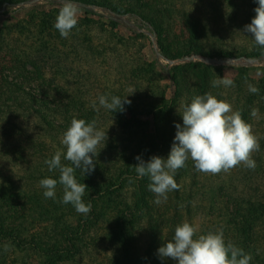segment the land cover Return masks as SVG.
Returning <instances> with one entry per match:
<instances>
[{
  "label": "rangeland",
  "instance_id": "1",
  "mask_svg": "<svg viewBox=\"0 0 264 264\" xmlns=\"http://www.w3.org/2000/svg\"><path fill=\"white\" fill-rule=\"evenodd\" d=\"M238 1V8L231 12V4L226 10L227 3L219 2L218 4L215 0H165L159 7L168 10L167 17L163 15V12L155 17L154 12L151 17L156 31H152L146 22L137 21L132 15L119 14L106 8L93 6L94 11L103 13L102 16H97L88 13L90 11L85 10L82 4L75 2L78 5V24L67 38H62L54 27L58 11L63 6L64 1L62 0H57L54 4L44 0H29L13 7H1L0 29L4 33L2 46H12L11 48L16 51L25 50L22 38L19 36H27V31L22 29L28 28L35 34V37L44 38L46 46L49 47L47 52L50 57H42V60L35 65L34 57L18 59L13 54H2L6 58L8 56L7 61L14 63L12 67H7L2 71L3 81H7L14 90L15 86L24 89L29 96L27 98L20 97V101L15 100L18 104H22L21 107L27 112L25 117L19 115L20 122L18 124L21 127L14 124L16 115L13 116L11 108L4 109L0 114V127L10 132L11 136H8V140L11 139L14 147L17 148L16 151L4 150L0 155V180H12L14 177L17 179V176L20 177L22 172L33 173L29 168L33 161L40 162L42 158L50 159L55 151L61 150L60 141L69 124L62 123L64 129L58 130L56 134L50 132V139L45 140V136L38 135L44 133H41L37 127L44 132L46 122L40 121L32 112L34 109L43 115L39 108L40 105L65 106L69 104L75 113L73 118L85 119L87 122L95 119L97 127L107 133L108 139L116 130H119L118 135L124 134L125 126L122 123L120 111L111 112L99 107L97 98L100 95H107L110 98L120 94L126 97L130 94L129 89H134L136 91L127 97L131 101L129 105L133 106L140 116L142 115L141 118L147 116L154 106V102H159L162 91L169 86V80L157 72L155 58L168 67V71L175 78V84L182 92L178 90L177 98L173 102L181 125L183 121L179 115L182 110L180 105L186 97H189L188 94L192 95L196 92L198 95H203L211 92L218 99L226 100L232 106L235 100L240 102L244 93L241 92V89L247 91L248 84L254 85L264 80V58L258 62L249 56L254 49L259 47L254 45L251 34L244 32V27L247 25L244 23H251L255 16L254 9L258 5L255 0ZM109 2L112 3V8L116 7L117 9L130 8L131 6L136 8L140 4L147 3L155 8L156 4L154 2L153 5V0H109ZM29 10L34 11V15L27 14ZM151 10L153 9H150L148 13ZM182 12L190 13L194 16L192 18L201 21L209 32L207 29L203 30V33L207 32L206 37L200 40L201 46L197 52H191L190 55L182 58L165 59L162 47L170 48L171 56L176 53V47H170L169 43H171L170 38L177 31V24L185 23V20L179 19ZM215 51L226 52L233 56L220 61L214 57ZM16 61L18 62L15 63ZM37 69L40 75L37 73ZM217 75L221 78L227 76L232 79L235 86L212 88L210 82L217 79ZM172 88H175L174 84ZM184 89L188 94L183 92ZM9 98L10 95L6 93L4 100H9ZM168 98V93H165V99L168 100ZM188 99L190 100V98ZM93 100H97L98 110L91 107ZM87 108H90L91 114ZM145 120H148V116L145 117ZM251 125L253 133L259 139H263L264 111H259L258 115L252 118ZM15 126L23 130H15ZM113 126L115 130L112 131ZM13 131L14 133H12ZM15 134L19 135L15 136ZM37 135L43 138L40 141L44 148H37L25 143V138H36ZM3 142L1 137L0 146L4 144ZM20 145H22L21 149H19ZM120 147L117 148L118 151ZM51 148L50 152L46 150ZM262 150L261 152L264 154V148ZM38 168L42 167L38 166ZM105 189L97 185V194L93 189H87L85 200L89 202L93 200L94 196L99 209L103 208L104 199L101 195ZM56 197L61 196L56 194ZM27 205L29 210L25 214L31 220L29 228H33L32 225L36 227L34 231L28 232V235L21 238L19 236L18 239L0 238V264H47L48 261L52 263L49 256H45L47 247L73 249L72 254L56 264L108 263L114 244L110 246V237L104 231L107 230L108 225H112L113 217H110L108 225L102 224L99 228L92 223L88 227L84 224L86 228L82 229L78 239H75L74 243H69L59 237H54L51 225L47 228L45 222L35 225L41 214L37 207L40 204ZM7 209H4V212ZM96 212L95 209L90 211L89 218L93 219V222H96V218L102 217L101 213ZM52 216L54 218L58 214L52 213ZM75 222V225L78 224V221L75 220ZM102 226H104V231L101 232ZM198 227L200 228V224ZM35 234H38L36 238L43 242L42 245H39L40 248L28 241L29 236L35 239L33 237ZM47 236H49L48 239ZM148 239L150 243L151 237L149 234L147 235L144 224L141 237L142 248L145 247L144 244L147 246Z\"/></svg>",
  "mask_w": 264,
  "mask_h": 264
},
{
  "label": "trees",
  "instance_id": "2",
  "mask_svg": "<svg viewBox=\"0 0 264 264\" xmlns=\"http://www.w3.org/2000/svg\"><path fill=\"white\" fill-rule=\"evenodd\" d=\"M28 1L0 0V8L13 7ZM44 1L52 4L57 2V0ZM164 1L153 0V5L154 2L156 3L155 8L147 3L140 4L136 8L131 6L130 8L117 9L111 7L112 3L109 0H74V2L82 4L84 9L89 10L88 13L93 15H103V13L94 11L93 6L106 8L119 14L132 15L137 21L146 22L152 31H156L151 18L154 12V17L161 12L164 13L165 17L168 15L166 8L159 7ZM215 2L218 4L219 2L227 3L226 10L231 4V12L236 11L239 4L238 0H215ZM150 9L153 10L148 13ZM27 14L34 15V11L29 10ZM192 17L194 16L186 12L180 14L179 19L185 20V23L179 22L177 24V31L170 38L171 43H169L170 47H176V53L171 56L172 50L162 47L165 59L182 58L190 55L191 52L198 51L201 46L200 40L206 37L209 30L201 21ZM35 27L37 28V26ZM170 29L172 30V26ZM204 29H207V32L203 33ZM22 30L28 33L27 36H19V38H22L25 50L16 51L11 48L12 46H2L4 42L2 35L4 33L0 29V114L3 113L4 109L11 108L13 116L16 115L14 124L19 127H21L18 124L20 122L19 115L25 117L27 112L21 107L22 104H18L15 100L20 101V97L27 98L29 94L24 89L16 86L15 90H18L15 91L7 81H3L2 71L7 67H12L14 63L7 61L8 56L6 58L2 54H13L18 59L22 57L27 59L30 57L31 59V57H34L35 65L42 60V57H50L47 52L49 47L46 46L44 38L35 37V34L30 32L28 28ZM9 32L11 33L12 30ZM232 56L226 52L215 51L214 53V57L220 61L227 60ZM249 56L254 61H262L264 49L256 48ZM154 62L157 72L169 80V86L162 91L159 102H154V106L148 112V120H145L147 116L141 118L142 115L140 116L133 106L125 104L124 110L120 111L122 123L125 126L124 134L118 135L119 130L113 131L115 130L113 126V135L97 148V156L94 158L96 164L94 171L85 176L79 170L75 173L77 181L86 184L87 189H93L96 194L98 193L96 190L97 185L106 188L101 195L104 199L102 204L104 207L101 209H99L94 196L93 200L89 202L85 200V194L82 198L85 203H91V209L97 210L96 213H101L102 217L96 218V222H93V219L90 220L89 218L90 213L84 216L77 213L71 204L60 203L63 190L59 184L56 187V194L61 197H56L55 200L44 198L39 181L49 177L58 180L59 173L49 172L47 165L44 163L45 159L42 158L40 162L38 160L32 162L29 168L33 173L22 172L20 177L17 176V179L14 177L12 180H0V238L9 239L13 237V239H18L19 236L21 238L28 235V232L34 231L36 226L32 225L33 228H29L31 220L28 219L25 212L29 210L27 204H40L37 207L41 214L38 216V222L35 225H38L39 222H45L46 228L51 225L54 230L53 236L69 243H74V240L78 239L82 233V229L88 227L90 223L99 228L102 224L108 225L111 220L110 217H113L111 220L112 225H108L107 230L104 231V226L100 229L101 232H106L110 237V246L114 244L111 257L108 258V263L105 264H176L171 259H160L157 250L164 242L172 239L175 227L185 221L194 225L200 224L197 235L222 228L226 243L231 241L237 247L242 248L245 253L252 255L253 259L250 264H264V154L261 152L264 148V138L259 139L260 150L252 154V158L256 161L254 170L241 165L226 173L203 174L195 170L193 162L189 159L186 166L177 170L174 176L177 184L180 185L179 189L168 193L167 201L161 204L154 203L155 196L148 190L149 179L147 177H137L133 167L138 163L135 157L139 155L145 162L152 156L167 158L176 134L175 123H180L175 112V104H173L179 90L177 84H175V78L168 71V67L161 64L157 58L154 59ZM37 73L40 75L38 69ZM238 82L242 84V82ZM173 84L175 85L174 89L172 88ZM254 86L259 88V94H252L248 90L241 89V92L244 93L240 98V102L235 100L232 106L233 110L241 111L242 118L249 124H251L253 118L250 114L253 108H257L261 112L264 111V80L254 84ZM183 92H187V90L184 89ZM6 93L10 95L9 100H4ZM17 93H20V95H17ZM65 93L67 94V91ZM165 93L169 95L168 100L165 99ZM196 95H198L196 92L192 95L188 94L190 100L186 97L183 103H190ZM114 96L124 98L120 94ZM56 105L58 104L54 106L49 104L40 105L39 108L43 115L32 109V112L40 121L46 122L44 132L37 127L41 133H44L38 135L45 136V140L50 139V132L56 134L58 130H63L64 124L62 123L70 126L73 115H75L71 105ZM87 110L91 114L90 108H87ZM49 118H52V120H49ZM19 127L15 126L14 128L22 131L23 129ZM18 135L15 134V136ZM0 136L4 140V144L0 146V155L4 150H17L12 144L13 141L8 140V136H11L10 132L0 127ZM37 136L36 138H25V143L37 148H44L42 141H40L43 138ZM61 147V151H63V145ZM118 147H120L119 151L117 150ZM21 148L22 145L19 149ZM46 150L50 152L52 148ZM62 162L67 163L63 161V157ZM38 166L42 168L39 169ZM78 175L82 176L79 177ZM4 209H7V211L4 212ZM52 213H56L58 216L52 218ZM75 220L78 221L76 225ZM84 224H86V227H84ZM144 224L147 235L149 234V237H151V244L148 239L147 246L144 244L145 247L142 248L141 237ZM37 235H33L35 239L31 236L27 237L28 241L40 248L39 245H42L43 242L36 238ZM48 238L49 236H47ZM45 253V256H49V260H52V263L48 261L47 264H56L72 254L73 249L69 247L68 249L47 247Z\"/></svg>",
  "mask_w": 264,
  "mask_h": 264
},
{
  "label": "clouds",
  "instance_id": "3",
  "mask_svg": "<svg viewBox=\"0 0 264 264\" xmlns=\"http://www.w3.org/2000/svg\"><path fill=\"white\" fill-rule=\"evenodd\" d=\"M257 7L251 23L245 25L244 32L250 33L255 46L264 49V0H255ZM78 5L74 0H64L54 23L62 38H67L78 24ZM212 88L234 87V81L227 76L217 75L212 80ZM134 89H129L131 95ZM248 91L259 94V88L248 84ZM118 96L100 95L99 107L111 112L123 111L125 104L131 101ZM91 107L98 110L97 100ZM179 115L182 125L175 123L176 134L167 158L152 156L147 162L136 156L137 164L133 165L138 178L147 177L150 181L148 190L155 196L154 203L167 201L168 193L178 190L174 176L177 170L186 166L191 159L197 172L216 175L229 172L237 166L250 170L256 167L252 154L260 150L259 138L253 133L252 125L243 118L240 110H233L226 100L218 99L211 92L196 95L190 103H182ZM259 110L253 108L251 116L256 117ZM107 133L97 127L95 119L73 118L70 126L63 133L61 145L63 151L57 150L44 163L49 172H58V180L44 178L39 181L46 199H56L57 184L62 186L63 195L59 201L71 204L75 211L87 216L91 211V203H85L83 196L88 186L76 179V171L85 176L95 169L94 158L98 146L107 141ZM66 161L67 163L62 162ZM198 225L187 221L177 225L171 240L162 244L157 250L160 259H171L176 264H250L253 259L231 241L225 242L222 228L197 235Z\"/></svg>",
  "mask_w": 264,
  "mask_h": 264
}]
</instances>
